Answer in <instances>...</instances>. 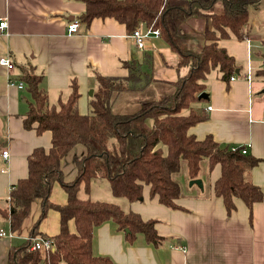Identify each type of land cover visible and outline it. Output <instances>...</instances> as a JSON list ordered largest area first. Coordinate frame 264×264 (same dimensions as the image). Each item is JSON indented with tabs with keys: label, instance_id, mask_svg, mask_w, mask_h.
<instances>
[{
	"label": "crops",
	"instance_id": "1",
	"mask_svg": "<svg viewBox=\"0 0 264 264\" xmlns=\"http://www.w3.org/2000/svg\"><path fill=\"white\" fill-rule=\"evenodd\" d=\"M250 9L247 39L227 38L216 42L234 59L237 70L233 80L231 77L228 81L222 80L218 68L209 71L202 81L207 98H198L191 105L192 111L203 112L206 119L190 127L188 134L196 140L211 136L222 147L246 148V155L259 160L251 170L250 179L261 189L262 201L248 209L241 200L235 199V209L227 214L221 198L213 194V184L220 176L219 166L210 172L206 166L205 172H200L197 179L201 180V189L190 186L187 176L180 186L176 209L150 197L148 187L143 188L141 200L128 202L114 197L106 180L94 179L88 194L80 186L79 199L112 203L143 221L155 220V231L162 239L153 246L146 243L142 234H137L132 243H127L124 233L108 221L93 231L91 251L94 256L108 257L114 264H264V76L261 75L264 70V0ZM84 12L85 4L81 0H0V20L7 23L0 33V59L6 57L13 64L10 70L0 66V212L7 208L12 186L27 177L28 156L34 149L42 148L47 152L51 146L49 131L37 134L36 125L30 129L23 126L31 102L20 79L24 70L42 77L41 87L50 107L57 108L67 100L74 81L79 95L77 111L81 115L89 113L95 75L124 76L126 71L121 66L124 61L144 63V68L156 81L172 82L188 71L186 66H177L176 53L161 37L147 38L144 48L138 49L131 33L111 18L93 19L89 26L78 22L77 32L68 34V24L78 21ZM204 27L203 18H193L180 26V32L191 36L194 43L202 44ZM138 28L146 29L143 25ZM19 83L23 84L22 89L18 88ZM160 86L169 87L166 83H152L145 88V97L141 99L159 98L160 91L149 92L159 90ZM140 97L135 106H139ZM123 112L126 113V108ZM182 113L187 115L189 110ZM4 151L9 153L7 160L1 157ZM83 154L84 148L77 145L61 159L64 182L75 179L74 158ZM49 201L58 206L67 202L57 182L52 185ZM40 211V202L35 200L15 232L10 231L9 223L0 215V238L10 236L1 241L0 264H9L8 250L19 246L18 237L28 239ZM4 224L9 233L1 227ZM59 228V213L49 209L39 225L40 234L52 237L59 233ZM68 229L75 232L72 220L68 222Z\"/></svg>",
	"mask_w": 264,
	"mask_h": 264
},
{
	"label": "trees",
	"instance_id": "2",
	"mask_svg": "<svg viewBox=\"0 0 264 264\" xmlns=\"http://www.w3.org/2000/svg\"><path fill=\"white\" fill-rule=\"evenodd\" d=\"M85 12L79 23L89 26L93 19L111 18L122 24L128 34L139 26L157 29L162 40L176 53L178 67H188L184 76L172 82L156 81L144 68V63L130 60L122 63L124 76L95 75V89L89 101V113L77 111L79 98L76 83L71 93L59 106L50 107L41 87L42 77L24 70L21 81L25 84L31 102L23 126L37 134L49 131L51 146L46 152L34 149L28 156V175L12 186L7 208L0 215L9 223L11 232L17 231L27 217L31 204L38 200L39 217L32 225L28 239L8 250L9 264H114L108 257L94 256L91 251L93 231L111 221L124 233L127 243L142 234L147 244L157 245L161 238L155 231V220L143 221L133 213H125L118 206L78 198L80 186L88 194L94 179L108 182L114 197L128 202L139 201L144 187L159 204L178 208L181 187L173 176L186 163L187 176L195 180L201 172L203 159L210 172L220 167V176L213 184V194L221 198L227 214L235 209L234 200H241L248 209L261 202L262 191L252 184L250 173L257 159L222 147L206 136L196 140L188 134L190 127L206 119L203 112L191 110L203 93L202 81L213 68H218L222 80L228 81L237 67L234 59L219 48L217 41L233 38L247 39L249 9L260 0H81ZM203 18V43L196 44L189 35H182L180 26L187 20ZM147 64V63H146ZM264 76V70L261 72ZM152 83H166L170 93L160 94L156 100H142L133 113H114L112 106L123 93H143ZM139 100V98H138ZM189 110L187 115L183 111ZM81 145L84 154L74 158L77 174L72 182H64L61 159L75 146ZM57 182L64 190V206L49 201L52 185ZM49 209L60 216L59 233L46 237L39 225ZM75 224V232L68 222ZM48 238V250H32L35 236Z\"/></svg>",
	"mask_w": 264,
	"mask_h": 264
},
{
	"label": "built area",
	"instance_id": "3",
	"mask_svg": "<svg viewBox=\"0 0 264 264\" xmlns=\"http://www.w3.org/2000/svg\"><path fill=\"white\" fill-rule=\"evenodd\" d=\"M7 27V23L5 20H0V33H2ZM79 27L78 21H72L71 23L68 24L67 26V32L68 34H74L77 32ZM149 37H155L159 38L160 33L157 29H150L146 28L144 31L140 30L137 28L131 33V38L133 39L136 48L142 49L144 48L145 41ZM0 66L5 67L7 70H10L13 68V64L11 61L4 57L0 59ZM230 80H233V77L230 78ZM13 86V84H11ZM18 88L22 89L23 84L19 83ZM210 109V108H208ZM235 148L231 147V150H234ZM240 153L243 155L247 154V149L246 148H241ZM1 157L3 160H7L9 157V153L7 151L2 152ZM1 236V234H0ZM32 242L31 249L32 250H38V251H43V250H48L52 247V243L48 238H42V237H34L33 239H30Z\"/></svg>",
	"mask_w": 264,
	"mask_h": 264
},
{
	"label": "rangeland",
	"instance_id": "4",
	"mask_svg": "<svg viewBox=\"0 0 264 264\" xmlns=\"http://www.w3.org/2000/svg\"><path fill=\"white\" fill-rule=\"evenodd\" d=\"M171 90H172V88H170V87L160 86L159 90L151 89L149 94H154L156 91H160V94H167V93H170ZM146 94L148 96V93H146ZM143 95H144V93H136V92L135 93L128 92V93H123V94L119 95V97L115 101V104L113 107V112L114 113H125V112H123V110L126 108V113H133L134 111H136L138 109L137 106H135V103H137L138 98L140 96H143ZM206 166H207L206 160L203 159L201 162L202 173L205 172ZM186 172H187L186 163L184 161H181L180 171L173 176V179L176 182H178L180 184V186H182L183 183L186 181V178H187ZM1 227H3L5 233H9L8 227L6 224H4ZM9 237L10 236H5L4 238H9ZM4 238H0V250H1V244H2L1 241H4V240H2ZM15 238H17V237H15ZM16 241H17V245H22L25 242L22 239V237H18L16 239Z\"/></svg>",
	"mask_w": 264,
	"mask_h": 264
},
{
	"label": "water",
	"instance_id": "5",
	"mask_svg": "<svg viewBox=\"0 0 264 264\" xmlns=\"http://www.w3.org/2000/svg\"><path fill=\"white\" fill-rule=\"evenodd\" d=\"M264 91V90H263ZM90 94H91V92H90ZM199 99H205V98H207V96H206V94H200V96L198 97ZM189 185L190 186H192V185H196V186H198L200 189L202 188V184H201V180H199V179H195V180H191L190 182H189Z\"/></svg>",
	"mask_w": 264,
	"mask_h": 264
}]
</instances>
